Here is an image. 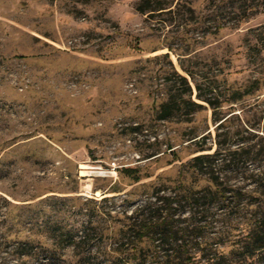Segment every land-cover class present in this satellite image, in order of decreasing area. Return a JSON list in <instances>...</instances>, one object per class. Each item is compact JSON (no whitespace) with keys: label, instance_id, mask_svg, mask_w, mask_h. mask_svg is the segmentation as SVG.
<instances>
[{"label":"rangeland","instance_id":"rangeland-1","mask_svg":"<svg viewBox=\"0 0 264 264\" xmlns=\"http://www.w3.org/2000/svg\"><path fill=\"white\" fill-rule=\"evenodd\" d=\"M140 1L0 0V264H123L132 217L217 237L218 205L172 209L154 197L194 184L183 167L194 141L223 150L234 184L252 188L250 175L264 171V6L241 0L249 17L239 22L231 0H160L166 9L152 16ZM182 66L220 106L161 121L160 105L183 91L175 72L198 101ZM84 226L80 255L60 237Z\"/></svg>","mask_w":264,"mask_h":264},{"label":"trees","instance_id":"trees-1","mask_svg":"<svg viewBox=\"0 0 264 264\" xmlns=\"http://www.w3.org/2000/svg\"><path fill=\"white\" fill-rule=\"evenodd\" d=\"M154 1L155 3L153 0H141L137 11L152 16L166 9L162 1ZM259 1L260 5L264 6V0ZM239 2L241 0H231V7L235 13L240 11L241 18L238 21L242 22L249 15L245 10L247 5L245 2L236 7ZM227 13L220 11L216 15V20L220 23L219 28L225 21ZM183 70L195 85L198 101L193 99V88L189 80L175 72L182 81L183 91L174 94L160 105L157 118L161 121H169L184 111H186L185 115L190 117L192 112L204 109V104L213 110L220 106L214 88L207 92L205 84L198 80L193 72L184 67ZM239 94V91H235L232 99ZM192 143L199 147L192 153L193 158L183 167L191 174L194 184L187 186L184 180L174 189V197H159L165 191L163 188L158 189V196L154 195V197L160 202L163 201L162 204L169 203L172 209L175 203L178 206L186 203L198 206L218 205L225 222L224 230L217 237L207 239L203 234L205 233L203 226L177 228L167 216L155 219L129 218L130 221L125 224L121 232L127 239L121 245L126 248V252L132 254V257L123 258V264H264V171L251 174L253 187L246 189L234 184L233 179L224 174L222 168L231 167L232 162L227 159L221 148L210 154L206 153L209 150L202 147L198 140ZM174 155L176 157V154ZM220 163L224 166L220 167ZM124 172L136 183L141 181L137 170L126 169ZM202 181L205 184L196 190L195 185H200ZM90 237L91 231L84 226L78 229L76 234L72 231L64 234L60 237V241L66 247H73L83 255L86 250L83 247L88 244ZM146 242H150L151 245L143 249L141 245ZM224 242L228 243L226 248ZM44 251L47 253L45 255L47 259H56V250L44 249ZM122 252L117 250V253ZM95 259L96 257L88 258V263L98 264ZM119 261L116 260L114 264H120Z\"/></svg>","mask_w":264,"mask_h":264}]
</instances>
